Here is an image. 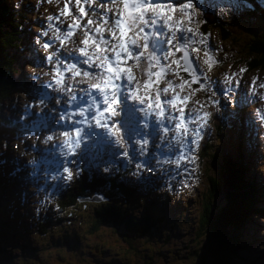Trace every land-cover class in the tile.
<instances>
[{
  "label": "rangeland",
  "instance_id": "obj_1",
  "mask_svg": "<svg viewBox=\"0 0 264 264\" xmlns=\"http://www.w3.org/2000/svg\"><path fill=\"white\" fill-rule=\"evenodd\" d=\"M13 1L14 4L18 2ZM170 1L176 3V0H162L163 3ZM23 3L34 9L33 21L38 28L32 30L37 33L35 36L42 44L51 46L50 51L57 50L59 41L50 38L49 23L59 34L70 30L67 22L69 16L79 17L81 26L87 21V15L80 18L76 2L69 5L66 0H39V3L37 0H23ZM66 4L71 15L61 14ZM197 5H206L234 34L233 40H222L215 31L206 37L202 36L206 38V44L201 45L200 50L202 53H210L211 57L207 76L198 67L195 56L189 52L194 67L198 68V87L201 84L210 85L218 96L230 95L233 100H242L245 103H237V111H234L233 106L228 107L220 101L222 112L214 113L215 117L219 118L226 113L232 120H229V128L224 120L220 121L221 127H215L214 132L209 127L213 137L209 149L216 153V159L210 161L207 155L200 158L203 152H208L204 151L209 139L207 128L198 148L191 145L190 138L188 139V146L183 150L185 159L180 168H170L167 172L158 171L155 174L142 172L139 179L131 176L130 173L136 171L137 162L146 159L149 167H153L157 156L175 155L181 151L176 149L174 153H165L162 151L163 145L161 150L156 149L155 145L159 141L155 124H151L147 133L149 148L146 158L140 157L133 145L129 153V163L117 155L122 150L112 149L99 129L91 139L85 138L74 154L65 157L54 143L44 144L42 141L53 132H62L72 127L70 123L59 122V113L68 104L62 100L57 105L52 98L53 94L44 87L43 80L33 84L30 78L32 69L23 68V88L15 92L16 94L13 93L1 110V120L11 123L15 121L12 124L19 131L9 137L10 139L0 138V247L3 248V252H0V264H196L204 238H200L199 250L193 258L187 259L183 252L186 246L189 248L192 243H196L201 233L206 238L205 232L199 229L198 215L203 208L201 203L211 187L208 177L220 178V185L229 182L225 174L222 177L218 175L219 168L223 166L222 154H228L232 163L242 161L246 176L254 182L258 178L264 184V99L261 98L264 96V69L244 73L240 65L250 36L264 34V20L246 18L242 13V5L235 4L232 0H207L205 4ZM79 6H83L87 14L92 11L86 0H82ZM220 9L224 11L220 12ZM49 16L52 17L51 20L48 19ZM45 32L48 35H44ZM40 53L42 58L37 71L48 67L44 63V54ZM59 55L66 62L71 59L63 49L59 50ZM215 65L216 68H213ZM180 75L188 81L185 76L188 73L182 71ZM185 88L188 91L195 89H191L190 84H185ZM184 94L186 93L181 92V95ZM199 94L196 92L187 103L190 105L193 100L199 101ZM80 95L81 98H86L82 93H77V97ZM41 99L47 103V107L36 106ZM80 105L88 106L84 103ZM52 109L55 111H51ZM185 114L187 115V109ZM21 116L25 117L23 121ZM75 117L77 116H73ZM125 119L135 121L138 116L129 114ZM238 125L242 130L238 131ZM137 131L144 135L142 129L137 128ZM204 139L206 141L203 144ZM120 159H123V166L128 171L120 174L116 182L136 184L135 191L128 198L121 200L110 192L106 199L93 205L83 208L76 205L72 209L61 207L55 211L58 203L54 204L53 196L70 188L74 182L78 183L79 177L88 172L89 178L94 172L96 176L98 174L106 177L112 183L113 176L119 173L115 163ZM193 159L195 163L192 162ZM29 161L34 163L30 164ZM109 163L114 165L112 172L105 174L101 167ZM64 167H68L73 176H76L72 181H64ZM2 173L8 176L1 175ZM54 176L56 179L52 178ZM108 185L105 184V188ZM262 195L264 203V191ZM68 198L69 195H66L62 201ZM150 200L152 202L147 204L146 201ZM102 203L116 204L125 209L132 218H136L148 206L151 214L160 216L161 221H156L145 234L140 235L127 234L107 221H103L104 225L98 226L100 228L97 231L90 232L96 219L93 214L95 205ZM212 204L216 207L214 210L223 207L222 192L217 193V198L213 196ZM51 217L59 219V222L53 223L50 219V224H53L49 227L43 226L42 221ZM244 234L250 243L249 255L258 258L257 264H264V214L251 215L244 226Z\"/></svg>",
  "mask_w": 264,
  "mask_h": 264
},
{
  "label": "clouds",
  "instance_id": "obj_2",
  "mask_svg": "<svg viewBox=\"0 0 264 264\" xmlns=\"http://www.w3.org/2000/svg\"><path fill=\"white\" fill-rule=\"evenodd\" d=\"M21 3L23 0H18L15 7L19 9ZM86 3L92 9L90 14H81L77 9L80 18L87 15L82 27L72 16L67 18L72 29L67 33L58 34L53 25L48 24L50 38L59 41L56 51H50L49 44L35 39L48 67L41 71L31 70L33 84L43 80L44 87L53 94L57 105L62 100L65 104H72L77 93L93 101L71 114L65 112L60 115L59 122L70 123L73 127L45 136L42 143H54L61 155L66 157L80 149L81 142L85 138L91 139L99 129L112 149L122 150L117 155L131 163L129 153L133 145L135 152L146 158L149 148L147 133L151 124H155L159 141L156 149L161 150L163 145L165 153H174L176 149L181 151L175 155L157 156L153 167H149L146 159L137 162L136 171L130 175L139 179L142 172L155 174L180 168L188 139L191 145L198 148L204 131L211 127L209 120L213 114L222 112L221 99L227 106L233 103L230 95L218 96L210 85L201 84L194 91L185 88V84L198 79L189 61V52L195 56L205 76L210 71L208 54L200 50V46L206 44V38L200 33L202 21L199 18L203 13L191 0L179 6L163 3L162 0H86ZM223 11L220 9V12ZM50 17L49 20L52 19ZM60 49L71 59L67 62L62 59ZM181 52L183 55L177 57V53ZM182 71L191 76V81L180 75ZM200 91L208 96L206 101L193 100L190 105L180 102ZM181 92L186 94L181 95ZM261 98L264 99V96ZM41 105L48 106L43 99L36 104L38 108ZM89 113L90 116L86 115ZM129 114L138 116V119L126 120L125 116ZM73 116L81 119H73ZM20 119L23 121L25 117ZM137 128L142 129L144 135ZM192 162L195 163V160ZM113 166L109 163L102 166L101 171L109 174ZM63 172L66 173L64 181H72L73 172L68 167H64ZM52 178L56 179L55 176Z\"/></svg>",
  "mask_w": 264,
  "mask_h": 264
},
{
  "label": "trees",
  "instance_id": "obj_3",
  "mask_svg": "<svg viewBox=\"0 0 264 264\" xmlns=\"http://www.w3.org/2000/svg\"><path fill=\"white\" fill-rule=\"evenodd\" d=\"M13 0H0V138L10 139L14 134L16 135L19 129L11 122L1 120V110L5 101L9 100L20 88H23L22 76L23 68L36 69L40 65L41 53L39 51V45L35 44L36 34L32 30L38 28L34 24L33 14L34 9L29 8L25 3H21L20 8L15 7ZM69 5L76 2V0H66ZM178 3H171L173 6H179L189 2V0H177ZM207 0H191V2L199 8L203 15L199 18L202 23L200 26L201 36H208L210 32H217L222 40L230 38L233 40L234 34L228 30V25L218 20L214 13L207 8L206 5L200 7L198 3L205 4ZM235 4L242 5V13L246 18L264 20V0H232ZM263 1V2H262ZM82 2V0H80ZM87 4V3H86ZM88 5V4H87ZM182 34L180 40H182ZM39 39V38H38ZM184 40V36H183ZM208 58H209V53ZM180 56V53H177ZM191 59V58H190ZM192 61V59H191ZM240 65L244 69V73H248L251 70L264 69V34L250 36V40L245 46V57L240 60ZM195 68V67H194ZM216 68V65L213 67ZM196 73L198 68H195ZM187 73V72H186ZM188 81H191V76L185 75ZM198 78L199 75L197 74ZM198 80V79H197ZM192 81L190 83L191 89H199L198 83ZM200 100H207V95L203 91L199 92ZM13 94V95H12ZM16 94V93H15ZM11 95V96H10ZM9 97V98H8ZM6 99V100H5ZM236 102L245 104L242 100L235 99ZM216 127H221V120L225 121L226 127L229 128V120H232L229 114L217 118L213 114ZM219 122V123H218ZM210 123V120H209ZM217 128V129H218ZM209 129V128H208ZM242 130L238 125V131ZM228 135V134H227ZM10 137V138H9ZM213 137L209 133V139L206 143V150L203 152L201 159L207 155L210 161L216 159V153L210 150L211 141ZM204 139L202 143L204 144ZM210 151H209V150ZM231 151V150H230ZM232 152V151H231ZM228 154H222L223 166L219 168L218 175L222 177L225 174L229 182L226 185H220L218 182L220 178L216 176H209L208 181L211 187L208 190L207 196L204 202L201 203L203 208L198 215L199 229L205 232L204 235L197 238L196 243H192L188 248L186 246L183 254L189 259L193 258L200 245V238H204L201 242L202 248L198 255V261L196 264H257L258 258L249 255V240L244 234V226L248 223L251 215L264 214L263 197L264 184L256 178L257 182H254L251 178L246 176L245 167L242 161L232 163L227 156ZM242 159V158H241ZM124 161L120 159L116 161L115 166L119 169V173L113 176V182L101 175L97 176L92 172L93 176L89 178V172L79 177L78 183H73L70 188L61 190L60 193L53 196L55 203H58L55 211L61 207H69L70 209L78 204L84 205L85 202H90L87 205H93L99 200L106 199L110 192L116 194L121 200H125L135 191L136 184L130 185L123 181H118V176L123 172L128 171L123 166ZM81 174V172H79ZM1 175L8 176L5 173ZM76 176H73L75 178ZM92 180H88V179ZM109 184L105 188V184ZM98 188L105 190H97ZM222 192L223 207L214 210L216 208L212 204L213 196L217 198V193ZM66 195L69 198L62 201ZM94 195L97 201H86L85 198H90ZM103 197V199H99ZM80 200V201H78ZM85 201V202H84ZM152 200L146 201L150 204ZM56 205V204H55ZM214 212V213H213ZM40 213V212H39ZM41 213H43L41 211ZM96 219L92 225L91 231H97L103 221H107L114 228L127 232V234H145L148 229L160 220V216L152 215L148 206L141 211L140 215L136 218L129 217L125 209L119 207L116 204L102 203L101 205H95L93 210ZM37 219V215L35 217ZM34 218V219H35ZM50 219L53 223H58L59 219L51 217L45 221H42L43 226L49 227ZM58 221V222H57ZM161 221V220H160ZM164 224V223H163ZM171 224V223H170ZM168 225V223H165ZM3 248L0 247V252ZM1 263V261H0Z\"/></svg>",
  "mask_w": 264,
  "mask_h": 264
},
{
  "label": "snow or ice",
  "instance_id": "obj_4",
  "mask_svg": "<svg viewBox=\"0 0 264 264\" xmlns=\"http://www.w3.org/2000/svg\"><path fill=\"white\" fill-rule=\"evenodd\" d=\"M76 5H77V9H79V12L81 14H83L85 12L84 8H81L79 5H80V0H76ZM62 15H71V13L69 12V7L68 5L66 4L64 9L62 10ZM52 17H50L51 19ZM74 20L76 23H79V17H74ZM81 26V25H80ZM82 27V26H81ZM69 31H72V29L69 27ZM209 60H211V57H209ZM209 63V61H208ZM209 67H211V63H209ZM241 71H244V69H241ZM195 80H193L194 82ZM181 87L183 88L184 85H181ZM97 99H99V97H97ZM189 100L188 97H185L182 101H180L181 103H186L187 101ZM81 103H84V104H87V105H91L93 103L92 100L89 99L88 96H86V98H81Z\"/></svg>",
  "mask_w": 264,
  "mask_h": 264
},
{
  "label": "water",
  "instance_id": "obj_5",
  "mask_svg": "<svg viewBox=\"0 0 264 264\" xmlns=\"http://www.w3.org/2000/svg\"><path fill=\"white\" fill-rule=\"evenodd\" d=\"M181 55H183L182 52L180 53V56H181ZM189 61L193 64V62L191 61L190 57H189ZM193 67H194V65H193ZM84 200H86V201H97L98 199H95V198H94V195H93L92 197H90V198H85ZM78 201H80V200H78Z\"/></svg>",
  "mask_w": 264,
  "mask_h": 264
},
{
  "label": "flooded vegetation",
  "instance_id": "obj_6",
  "mask_svg": "<svg viewBox=\"0 0 264 264\" xmlns=\"http://www.w3.org/2000/svg\"><path fill=\"white\" fill-rule=\"evenodd\" d=\"M87 179H88V178H87ZM88 180H92V179H88ZM84 202H85V201H84ZM88 203H90V202H85L84 205H80V204L77 203V205H79L80 207L83 208V207H85ZM92 204H94V203H92Z\"/></svg>",
  "mask_w": 264,
  "mask_h": 264
}]
</instances>
